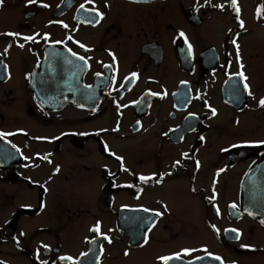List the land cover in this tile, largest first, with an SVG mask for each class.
<instances>
[{"label":"flooded vegetation","instance_id":"flooded-vegetation-1","mask_svg":"<svg viewBox=\"0 0 264 264\" xmlns=\"http://www.w3.org/2000/svg\"><path fill=\"white\" fill-rule=\"evenodd\" d=\"M261 99L264 0H0V264H264Z\"/></svg>","mask_w":264,"mask_h":264},{"label":"snow or ice","instance_id":"snow-or-ice-1","mask_svg":"<svg viewBox=\"0 0 264 264\" xmlns=\"http://www.w3.org/2000/svg\"><path fill=\"white\" fill-rule=\"evenodd\" d=\"M29 2L32 3V2H35V0H29ZM232 3H233V4H236V0H232ZM82 7H83V6H82ZM237 11H238V9H237ZM8 35H18V34H15V33H8ZM181 35H183V33H181ZM26 39L31 40V39H33V37H27ZM21 47H23V45H21ZM81 47H83V45H81ZM73 55H75V54L73 53ZM79 60L83 61V60H84V57H79ZM98 75H99V74H98ZM132 75L135 76L136 74L133 73ZM240 75L242 76L243 73H240ZM245 79H246V77H245ZM245 87H247V85H245ZM260 103H261L262 105H264V99H261ZM142 179H143V178H142ZM233 207H235V206H233ZM98 230H99V229L97 228L96 231H98ZM185 251H187V250H185ZM173 258H174V257H161L160 259L163 260V261L165 262V264H167V262H168L169 260L173 259ZM61 259H71V258H63V257H62ZM217 259H219V257H217Z\"/></svg>","mask_w":264,"mask_h":264},{"label":"water","instance_id":"water-1","mask_svg":"<svg viewBox=\"0 0 264 264\" xmlns=\"http://www.w3.org/2000/svg\"><path fill=\"white\" fill-rule=\"evenodd\" d=\"M257 213L260 214V215H264V210L260 209V210H258Z\"/></svg>","mask_w":264,"mask_h":264}]
</instances>
